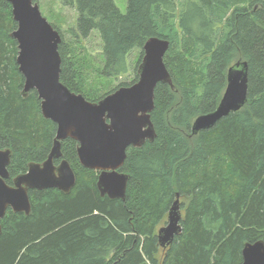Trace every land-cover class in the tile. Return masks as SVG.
Segmentation results:
<instances>
[{"label": "trees", "instance_id": "obj_1", "mask_svg": "<svg viewBox=\"0 0 264 264\" xmlns=\"http://www.w3.org/2000/svg\"><path fill=\"white\" fill-rule=\"evenodd\" d=\"M78 18L63 42L61 82L99 102L139 80L143 47L153 37L170 41L165 64L175 88L160 83L151 117L157 137L128 150L126 201L102 197L99 173L84 168L76 141L62 143L78 183L71 194L30 191L32 212L9 210L2 222L0 264H243L247 243L264 240V0H62ZM13 8L0 0V150H12L9 185L31 162L47 160L57 126L41 112L36 91L22 95ZM98 33L107 83L131 71L135 79L105 93L87 88L76 46ZM249 65L248 102L210 129L193 135L201 115L214 112L228 71ZM110 92V93H108ZM180 196L182 232L164 249L158 231Z\"/></svg>", "mask_w": 264, "mask_h": 264}, {"label": "water", "instance_id": "obj_2", "mask_svg": "<svg viewBox=\"0 0 264 264\" xmlns=\"http://www.w3.org/2000/svg\"><path fill=\"white\" fill-rule=\"evenodd\" d=\"M13 8L17 30L12 38L18 44L17 65L25 79L22 95L28 98L36 91L41 112L56 126V137L47 160L31 162L28 171L10 179L12 150H0V236L2 222L9 210L17 214L32 212L30 191L58 190L71 194L78 177L69 161L64 159L62 143L68 139L78 144L79 163L99 173L97 188L102 197L126 201L130 175L121 171L130 148H142L155 141L157 133L152 122L155 91L162 84L175 88L165 57L170 41L150 38L143 47L144 57L138 68L139 80L91 102L82 94L72 92L61 82L63 42L61 33L43 16L40 0H8ZM249 65L238 62L228 71V85L218 108L199 116L193 123V135L214 128L219 121L240 111L248 102ZM60 164L56 165V162ZM183 219L180 196L169 210L166 225L158 231L162 248L170 247L182 232ZM243 264H264V240L247 243Z\"/></svg>", "mask_w": 264, "mask_h": 264}, {"label": "rangeland", "instance_id": "obj_3", "mask_svg": "<svg viewBox=\"0 0 264 264\" xmlns=\"http://www.w3.org/2000/svg\"><path fill=\"white\" fill-rule=\"evenodd\" d=\"M118 8L126 13L128 0H114ZM40 9L49 23L56 26L65 35L66 40L71 42L72 37L69 30L75 27L78 14L76 9L62 4V0H40ZM76 54L84 64L87 75V88L94 92L105 93L116 88L123 82H131L135 79V67L138 63L141 50H135L130 57L131 71L128 75L120 77L114 82L107 83L98 75V69L103 66V43L98 33H93L88 39L81 40L76 46ZM110 93V92H108Z\"/></svg>", "mask_w": 264, "mask_h": 264}, {"label": "flooded vegetation", "instance_id": "obj_4", "mask_svg": "<svg viewBox=\"0 0 264 264\" xmlns=\"http://www.w3.org/2000/svg\"><path fill=\"white\" fill-rule=\"evenodd\" d=\"M60 164V161L56 162V165Z\"/></svg>", "mask_w": 264, "mask_h": 264}]
</instances>
